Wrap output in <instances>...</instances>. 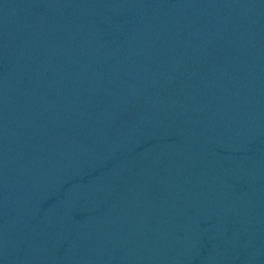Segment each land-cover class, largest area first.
Segmentation results:
<instances>
[{
    "label": "water",
    "instance_id": "water-1",
    "mask_svg": "<svg viewBox=\"0 0 264 264\" xmlns=\"http://www.w3.org/2000/svg\"><path fill=\"white\" fill-rule=\"evenodd\" d=\"M0 264H264V182L45 0H0Z\"/></svg>",
    "mask_w": 264,
    "mask_h": 264
}]
</instances>
